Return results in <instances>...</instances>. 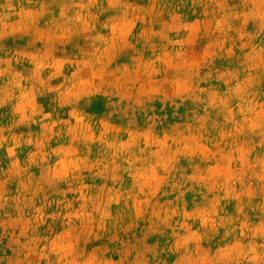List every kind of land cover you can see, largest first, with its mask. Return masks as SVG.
I'll use <instances>...</instances> for the list:
<instances>
[{"label": "clouds", "instance_id": "9594fccd", "mask_svg": "<svg viewBox=\"0 0 264 264\" xmlns=\"http://www.w3.org/2000/svg\"><path fill=\"white\" fill-rule=\"evenodd\" d=\"M0 264H264V0H0Z\"/></svg>", "mask_w": 264, "mask_h": 264}]
</instances>
